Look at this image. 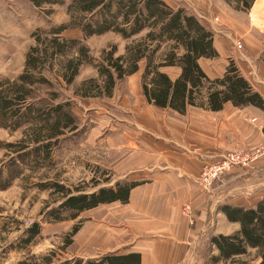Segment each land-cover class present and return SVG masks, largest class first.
<instances>
[{
    "label": "trees",
    "instance_id": "1",
    "mask_svg": "<svg viewBox=\"0 0 264 264\" xmlns=\"http://www.w3.org/2000/svg\"><path fill=\"white\" fill-rule=\"evenodd\" d=\"M29 1L45 18L53 9L43 8L44 4H65L68 21L35 29L30 34L33 42L25 51L21 71L11 77L0 75V128L10 134L21 133L15 141H0V147L8 154L0 167V189L8 188L25 168L53 167L57 147L78 129L74 97L111 98L118 82L138 72L141 63L142 95L152 106L183 114L189 107L218 111L230 102L236 107L251 105L264 111V98L234 60L228 59L221 76L211 78L204 72L199 59L218 57L214 34L184 7H172L165 0ZM226 1H233L237 9H248L253 2ZM70 28L79 29L82 38L62 34ZM106 32L133 40L125 45L123 53L117 54V47L111 45L95 59L83 38ZM260 59L264 62V44ZM85 64L91 65L97 76L74 85ZM165 67H177L179 72L171 78L163 70ZM45 177L35 186L49 190L53 205L46 204L40 211L41 221L24 227L9 248L27 251L41 236L42 222L75 220L83 211L100 204L126 202L132 186L119 182L98 186L93 177L90 182L94 189L85 190L82 185L71 186ZM219 210L229 222H237L239 228L227 235H210V247L202 264L233 261L249 249H255L257 264H264V197L248 208L224 203ZM79 229V223L72 225L58 246L59 251L51 249L38 255L28 251L18 264H133L127 255L61 259L57 252L72 244ZM214 249L216 254L212 253Z\"/></svg>",
    "mask_w": 264,
    "mask_h": 264
},
{
    "label": "crops",
    "instance_id": "2",
    "mask_svg": "<svg viewBox=\"0 0 264 264\" xmlns=\"http://www.w3.org/2000/svg\"><path fill=\"white\" fill-rule=\"evenodd\" d=\"M13 5L14 0H0V18L6 19V24L0 26L2 37H9L14 28L13 22H8L14 20ZM216 49L218 57L199 59L204 72L211 78L221 76L227 60L220 72L211 74L201 60L230 57L264 98V62L260 59L263 48L256 57L257 65L247 54L228 55L224 47ZM24 54L25 51L19 57V70L8 75L7 70L15 68L14 55L0 53V75L11 77L20 72ZM168 68L176 69V75L179 72L177 67L163 70ZM141 71L140 67L127 76L134 75L130 80L134 101L130 102L129 83V93L120 94L128 111L122 112L124 116L110 127L105 125L109 122L106 120L101 129L92 126L86 141L87 147L102 150V160L94 162L102 174L93 171L89 179L94 177L98 186H113L115 182L132 185L127 201H113L83 211L81 214H98L103 210L90 217L78 232L85 227L88 256L93 258L109 254L127 255L133 264H201L210 247V235H227L239 228L237 222L226 219L219 205L248 208L264 197V189L238 185L240 180L248 181L251 175L264 173V155L251 167H234L216 179L209 191L198 182L202 164L219 159L227 151L249 150L263 143L264 111L251 105L236 107L230 102L218 111L189 107L183 114L158 108L148 104L142 95ZM116 95L115 88L109 99ZM251 251L255 253V249L248 250ZM239 256L242 255L236 258ZM255 257L257 264L259 258Z\"/></svg>",
    "mask_w": 264,
    "mask_h": 264
},
{
    "label": "rangeland",
    "instance_id": "3",
    "mask_svg": "<svg viewBox=\"0 0 264 264\" xmlns=\"http://www.w3.org/2000/svg\"><path fill=\"white\" fill-rule=\"evenodd\" d=\"M172 7L181 6L194 13L199 17L214 34L215 47H224L228 55H246L257 65L256 57H258L264 44V0H253L252 5L248 9L235 8L233 1L226 0H165ZM14 20L13 30L9 32V37L0 35V53H11L14 55L15 68L7 70L8 75H13L19 70L20 54L27 49L33 42L30 34L37 28L48 29L68 21L66 5H47L43 8L53 9L52 13L46 18L38 13V10L30 3L29 0H14ZM1 24H6V19L0 18ZM66 37H79L82 34L79 29L70 28L62 33ZM5 37V38H4ZM139 37V36H137ZM133 39H123L114 32H106L100 35H92L83 38L84 44L90 50V54L99 59L103 49L115 45L117 54L124 52V47ZM241 55V54H240ZM225 56V55H224ZM230 57H220L218 61L201 60L204 68L210 69L212 73H218ZM2 60L0 59V63ZM141 68L143 63L140 64ZM258 70V69H257ZM260 68V72H262ZM166 72L174 77L177 73L176 69L168 68ZM259 75L260 73L257 72ZM97 72L91 65H82L79 73L74 80V85L82 80L96 77ZM134 77H125L116 85V97L109 99L103 98H84L74 97L73 111L76 115L78 129L72 136L62 141L57 147L54 154L53 167H42L40 169L31 170L24 169L23 175L14 180V182L6 189H0V264H18L25 258L26 253L30 251L33 254H44L51 249H58V246L63 242L64 236L69 233L71 227L75 223H79L80 227L86 225L87 221L93 215H98L103 212L100 210L98 214L95 212H85L80 214L75 220H67L58 223L42 222V233L35 242L28 246V250H19L9 248L10 243L16 241L22 229L33 221H41L40 211L47 205H53V196L49 190H41L35 186V183L42 181L45 176L49 178H57L67 185L85 186V190H91L90 173L96 171L99 173L98 166L95 161H101L102 150L87 147V133L97 126L101 129L103 120L109 121L105 125H110L124 116L122 112L128 111L125 109L126 101L123 103L121 95L129 93L126 83H129L131 98L130 102L134 101V86L130 84V80ZM115 90V89H114ZM108 115V116H105ZM21 136L20 131H15L10 134L7 130L0 128V141L8 142L15 141ZM252 149V148H251ZM250 150V149H249ZM7 152L3 147H0V167L7 160ZM210 161V160H206ZM97 168H96V167ZM251 167V166H249ZM248 168V167H247ZM94 174V173H92ZM102 174V173H99ZM200 183V181L198 180ZM201 184V183H200ZM239 186L249 185L255 189H264V173L258 172L251 175L248 181L240 180ZM251 185V187H250ZM203 187V185L201 184ZM205 188V187H204ZM207 188L206 190H210ZM85 229V227H84ZM78 232L73 236V244L69 245L65 250H60L58 256L61 259L70 256L81 258H93L88 256L86 248V232L85 230ZM63 252V254H61ZM203 263V259L201 264ZM256 257L254 252H248L233 261H226L222 264H255Z\"/></svg>",
    "mask_w": 264,
    "mask_h": 264
},
{
    "label": "built area",
    "instance_id": "4",
    "mask_svg": "<svg viewBox=\"0 0 264 264\" xmlns=\"http://www.w3.org/2000/svg\"><path fill=\"white\" fill-rule=\"evenodd\" d=\"M264 155V142L250 150L237 148L227 151L219 159L205 161L202 164L198 180L206 189L211 188L214 181L231 171L234 167L247 168L252 162Z\"/></svg>",
    "mask_w": 264,
    "mask_h": 264
}]
</instances>
